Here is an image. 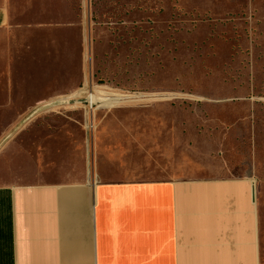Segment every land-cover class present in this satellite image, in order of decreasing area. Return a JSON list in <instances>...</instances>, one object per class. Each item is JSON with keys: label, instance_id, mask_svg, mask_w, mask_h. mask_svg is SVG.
<instances>
[{"label": "crops", "instance_id": "0c3cea01", "mask_svg": "<svg viewBox=\"0 0 264 264\" xmlns=\"http://www.w3.org/2000/svg\"><path fill=\"white\" fill-rule=\"evenodd\" d=\"M46 2L0 0V264H262L255 162L235 159L223 139L215 171L176 159L175 171L138 179L111 175V162L89 153L93 117L7 122L61 92L84 96L88 36L99 63L101 34H87L80 0H50L51 15ZM58 33L59 87L6 107L23 50Z\"/></svg>", "mask_w": 264, "mask_h": 264}, {"label": "rangeland", "instance_id": "374dc122", "mask_svg": "<svg viewBox=\"0 0 264 264\" xmlns=\"http://www.w3.org/2000/svg\"><path fill=\"white\" fill-rule=\"evenodd\" d=\"M79 3L87 34H101L94 65L87 37L88 91L71 101L61 92L44 100L39 114L7 122L93 117L89 153L98 149L111 175L138 179L175 171L176 159L188 171H215L223 139L235 159L255 162L264 235V0ZM45 4L51 15L50 0ZM63 39L58 33L43 50L36 41L23 50L6 107L34 88L44 94L59 87ZM96 91L110 102L120 96L136 102L102 106L90 100ZM178 140L189 144L174 147Z\"/></svg>", "mask_w": 264, "mask_h": 264}, {"label": "bare ground", "instance_id": "6f19581e", "mask_svg": "<svg viewBox=\"0 0 264 264\" xmlns=\"http://www.w3.org/2000/svg\"><path fill=\"white\" fill-rule=\"evenodd\" d=\"M89 87V86H88ZM105 88V87H104ZM96 95H90V100L92 102H94V100H97L98 98L100 100H102L101 102L103 103L102 106H110L111 103H114V104H117V105H123V104H126V103H133V102H136V101H129L127 100V98H132V97H129V96H120V98H115L113 100V102H110L109 100H106L104 98H101L102 95H104L105 93H103L102 91H96ZM100 96V97H99ZM88 97V96H87ZM108 97V96H107ZM140 98V97H139ZM158 98V97H157ZM167 97H163V98H160V99H165ZM125 99V100H124ZM98 102V101H97ZM110 102V103H108ZM100 103V102H99Z\"/></svg>", "mask_w": 264, "mask_h": 264}]
</instances>
